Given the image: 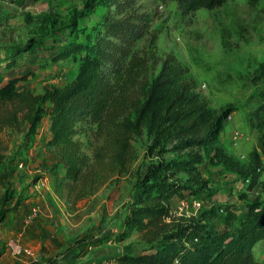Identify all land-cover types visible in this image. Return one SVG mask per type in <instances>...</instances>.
Masks as SVG:
<instances>
[{
  "label": "trees",
  "instance_id": "trees-1",
  "mask_svg": "<svg viewBox=\"0 0 264 264\" xmlns=\"http://www.w3.org/2000/svg\"><path fill=\"white\" fill-rule=\"evenodd\" d=\"M174 1L186 13L213 11L228 2ZM98 6L107 11L84 41L46 48L48 55L42 60L34 54L45 48L39 40L0 48V224L21 205L17 201L8 209L1 197V191L5 195L11 187L4 136L26 132L34 137L48 117L51 138L45 149L57 161L42 167L54 177L55 194L72 214L111 178L131 172L138 158L134 143L144 133L149 155L159 159L141 180L122 233L125 240L136 232L152 251L118 256L117 264H260L254 250L264 241V201L253 202L239 222L229 207H211L190 218L178 217L171 207L184 193L199 196L208 188L199 171L204 152L219 144L234 107L212 112L188 68L173 54L165 57L158 73H151L149 61L136 50L149 35V19L139 0L85 4L89 11ZM69 58L78 69L63 87L47 86L43 94L17 89L33 76V67ZM14 69L17 76L2 74ZM215 150V156L227 163L224 151ZM50 202L55 209V202ZM233 224L237 227L230 232Z\"/></svg>",
  "mask_w": 264,
  "mask_h": 264
},
{
  "label": "rangeland",
  "instance_id": "rangeland-1",
  "mask_svg": "<svg viewBox=\"0 0 264 264\" xmlns=\"http://www.w3.org/2000/svg\"><path fill=\"white\" fill-rule=\"evenodd\" d=\"M86 1L0 0V48L39 40L45 48H38L34 54L42 60L48 55L46 48L84 41L107 11L103 6L89 11ZM139 3L149 19V35L136 50L149 61L151 73H158L165 57L173 54L188 68L189 77L197 83V92L212 112L234 107L219 144L204 152L199 171L208 181V188L199 196L184 193L185 197L176 199L171 207L178 217L185 218L198 217L211 207H229L237 213L239 222L253 202L264 201V0H228L222 8L192 13L184 12L174 0ZM33 68V76L18 83L17 89L43 94L47 86L63 87L73 80L78 63L69 58ZM2 74L7 78L19 73L14 69ZM48 122L45 117L34 137L26 132L4 136L7 166L13 171L11 187L5 195L1 191L8 209L17 201L28 200L24 192L29 193L36 181L38 185L43 161L53 163L46 161L49 157L44 150ZM134 144L138 158L131 172L111 178L97 195L79 204L73 214L64 201L51 197L49 184L34 191V201L41 203L31 206L45 212L50 223L53 253L49 264H117L118 256L152 251L136 232L122 239L125 219L140 182L150 165L159 160L149 155L146 133ZM217 148L224 151L227 163L215 156ZM50 199L55 202V209ZM194 200L201 207L192 205ZM236 227L233 224L229 231ZM260 244L254 250L255 258L264 264V241Z\"/></svg>",
  "mask_w": 264,
  "mask_h": 264
},
{
  "label": "crops",
  "instance_id": "crops-1",
  "mask_svg": "<svg viewBox=\"0 0 264 264\" xmlns=\"http://www.w3.org/2000/svg\"><path fill=\"white\" fill-rule=\"evenodd\" d=\"M48 123V135L44 143L45 152V144L51 138L50 122ZM46 154L49 157V161L46 160L47 162H50V160L53 162L57 161L47 152ZM42 171L43 175H41L38 185L36 181V184L34 183L29 193L27 191L24 192V195L27 196L26 199L28 200L21 201V205H19L18 209L14 212L8 213L6 219L0 224V264H49V259L53 253L51 247L52 239L49 235V219L45 212H41L39 207L31 206L35 202L41 203L40 200L34 201L35 199L33 196L34 191L40 189V185L45 186L46 184H49V187L51 186V197L53 196L55 198L56 196L54 191V177L46 169L43 168ZM11 172L13 173L12 170ZM60 173L64 174V170H60ZM15 187L17 188V186ZM16 188L15 191H18ZM34 207L39 209L40 216L34 220H28ZM258 245L261 244L258 243L255 247ZM18 248H28L32 250L34 254L33 257L17 255L16 250Z\"/></svg>",
  "mask_w": 264,
  "mask_h": 264
},
{
  "label": "built area",
  "instance_id": "built-area-1",
  "mask_svg": "<svg viewBox=\"0 0 264 264\" xmlns=\"http://www.w3.org/2000/svg\"><path fill=\"white\" fill-rule=\"evenodd\" d=\"M20 169L23 168V164H20L19 165ZM258 171H261L260 169H258ZM192 205L196 206V207H201V203L198 202L197 200H194ZM40 216V211L37 207H34L28 217V220H34L36 218H38ZM16 254L17 255H26V256H29V257H33V251L28 249V248H18L16 250Z\"/></svg>",
  "mask_w": 264,
  "mask_h": 264
}]
</instances>
